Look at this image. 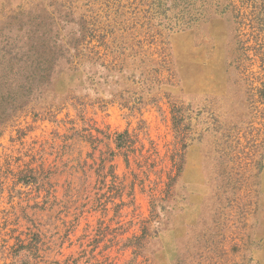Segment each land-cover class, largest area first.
Instances as JSON below:
<instances>
[{
	"label": "rangeland",
	"instance_id": "obj_1",
	"mask_svg": "<svg viewBox=\"0 0 264 264\" xmlns=\"http://www.w3.org/2000/svg\"><path fill=\"white\" fill-rule=\"evenodd\" d=\"M0 264H264V0H0Z\"/></svg>",
	"mask_w": 264,
	"mask_h": 264
}]
</instances>
